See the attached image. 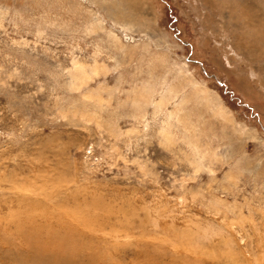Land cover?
Returning a JSON list of instances; mask_svg holds the SVG:
<instances>
[{
  "label": "rangeland",
  "instance_id": "374dc122",
  "mask_svg": "<svg viewBox=\"0 0 264 264\" xmlns=\"http://www.w3.org/2000/svg\"><path fill=\"white\" fill-rule=\"evenodd\" d=\"M46 253L264 264V0H0V264Z\"/></svg>",
  "mask_w": 264,
  "mask_h": 264
},
{
  "label": "bare ground",
  "instance_id": "6f19581e",
  "mask_svg": "<svg viewBox=\"0 0 264 264\" xmlns=\"http://www.w3.org/2000/svg\"><path fill=\"white\" fill-rule=\"evenodd\" d=\"M200 85V84H199ZM201 86V85H200ZM200 91V93L202 92L204 95H207V93H208V89L207 88H205V87H199L198 88ZM197 89V90H198ZM209 94V93H208ZM219 110H220V114H222V115H225L226 113H224L225 112V110L223 109V107H219ZM219 114V115H220ZM227 115V114H226ZM224 118H226L225 116H224ZM59 241V240H58ZM56 246H57V244H56ZM64 246H66V244H64L63 243V246L60 248V249H58V252H59V250H64ZM75 246V245H74ZM66 249V248H65ZM56 250V249H55ZM57 252V253H58ZM63 254V253H62ZM55 255V254H54ZM57 255V254H56ZM46 256H47V258L49 257L48 256V254L46 253ZM55 257V256H54ZM60 257H62V256H60ZM64 257V256H63ZM36 258H38V262L40 263V264H52L53 262L52 261H50L51 259H50V257L48 258V259H46V258H43L42 256H37ZM42 259H46V260H42ZM66 259V260H65ZM57 260V259H56ZM69 261H68V256H65L64 257V259H63V262H62V264H66V263H68Z\"/></svg>",
  "mask_w": 264,
  "mask_h": 264
}]
</instances>
